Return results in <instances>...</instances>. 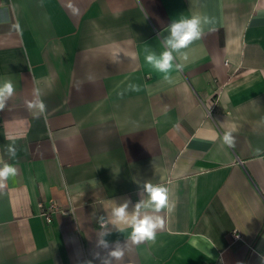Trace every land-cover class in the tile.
Wrapping results in <instances>:
<instances>
[{"label":"crops","instance_id":"0c3cea01","mask_svg":"<svg viewBox=\"0 0 264 264\" xmlns=\"http://www.w3.org/2000/svg\"><path fill=\"white\" fill-rule=\"evenodd\" d=\"M193 14L210 23L169 83L144 49L162 51L170 23ZM5 79L15 93L0 111V159L18 172L0 190V264H100L98 217L139 200L146 181L168 187L174 207L154 243L129 242L114 264H261L264 0H0ZM39 203L59 210L49 224Z\"/></svg>","mask_w":264,"mask_h":264},{"label":"clouds","instance_id":"9594fccd","mask_svg":"<svg viewBox=\"0 0 264 264\" xmlns=\"http://www.w3.org/2000/svg\"><path fill=\"white\" fill-rule=\"evenodd\" d=\"M210 23L207 17L193 14L190 17H181L173 20L168 26V35L162 36L160 43L162 51L159 53L145 48V61L153 70L163 74V79L172 82L171 73L173 71L182 72L189 59L187 51L189 46L201 39L204 25ZM178 53L179 55H174ZM120 55L117 52L112 54V62L118 63ZM132 90H138L136 85H130ZM15 93V86L10 79L0 82V111L7 106L8 101ZM43 93L39 88L33 90V99L27 102V107L33 112L35 118L44 116L47 106L42 99ZM222 144L234 148L236 139L231 131H225L222 135ZM6 154L9 158L16 155L15 144L6 147ZM18 169L0 159V190L6 187L7 181L17 175ZM141 198L133 204L130 198H122L120 202L114 200L110 211L106 216L98 217L99 232L96 234V247L104 250L101 255L96 252L94 257L100 264H114L122 261L129 242L133 245H140L145 242H155L158 230L164 226V221L160 215L162 210L171 211L174 203L170 198V190L161 184H153L149 181L143 183ZM131 206V207H130ZM118 232L124 228L130 229L127 239L121 243L119 240L109 242L106 237L111 235L112 228ZM124 226V228H121ZM85 264H92L91 260ZM261 264H264V257H261Z\"/></svg>","mask_w":264,"mask_h":264},{"label":"built area","instance_id":"2783aa9c","mask_svg":"<svg viewBox=\"0 0 264 264\" xmlns=\"http://www.w3.org/2000/svg\"><path fill=\"white\" fill-rule=\"evenodd\" d=\"M224 64L227 65V62L225 61ZM219 89H220V87L218 86L215 89L214 93L209 98L208 103H207L208 105L207 104L205 105V106H207L206 107V110H207V114L208 115H210V109H208V106H211L212 107L215 104V100L217 98ZM137 201L138 200L134 201L133 204L135 202H137ZM38 205H39V208H40V215L43 217L45 223L46 224H49L51 222V216H52V214L55 213V212H57V211H59L58 208L53 203L49 204L48 206H43L42 203H39ZM68 212L69 211H63L62 213L63 214L64 213L66 214ZM238 238H239L238 235H236V234L233 235V239H238ZM200 264H217V263H215V262H202Z\"/></svg>","mask_w":264,"mask_h":264}]
</instances>
